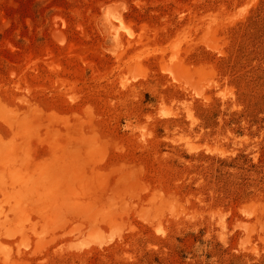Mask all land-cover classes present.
<instances>
[{
  "label": "rangeland",
  "instance_id": "obj_1",
  "mask_svg": "<svg viewBox=\"0 0 264 264\" xmlns=\"http://www.w3.org/2000/svg\"><path fill=\"white\" fill-rule=\"evenodd\" d=\"M171 1L0 0V264L128 249L130 237L164 239L185 223L248 264L264 258V192L233 210L214 207L152 185L146 158L129 152L149 148L160 120V146L221 158L244 151L254 162L264 151V134L206 130L194 112L235 103L216 59L262 0ZM145 93L158 102L148 113ZM124 118L134 125L120 127Z\"/></svg>",
  "mask_w": 264,
  "mask_h": 264
},
{
  "label": "trees",
  "instance_id": "obj_2",
  "mask_svg": "<svg viewBox=\"0 0 264 264\" xmlns=\"http://www.w3.org/2000/svg\"><path fill=\"white\" fill-rule=\"evenodd\" d=\"M189 1L173 0L164 5L175 9V5L181 6ZM199 2L210 7L219 4L220 0ZM231 40L227 57L217 58L216 65L220 76L235 89V103H222L218 99L208 106L197 103L194 112L206 130L220 126L235 135L255 138L264 134V0L245 23L233 29ZM157 104L154 97L144 94L145 113L156 108ZM233 107L237 109L233 110ZM130 121L134 125L133 119L124 118L120 127ZM163 123V120L157 123L156 138L148 149L128 144L130 153L139 150L134 156L146 158L147 179L152 185L161 184L165 192L181 197L203 195L204 203L231 210L264 192V151L260 152L257 162L244 151L231 158L203 152L188 154L181 150V145L165 142L160 146L165 135L160 127ZM184 225L182 228L172 227L164 239L147 230L128 238V249L114 244L102 250L67 252L53 264H248L245 255L234 254L215 237L205 238V229L195 232L187 223ZM150 246L158 247L162 253L166 250V256ZM121 252L134 255L135 260H118ZM249 264H264V258Z\"/></svg>",
  "mask_w": 264,
  "mask_h": 264
}]
</instances>
